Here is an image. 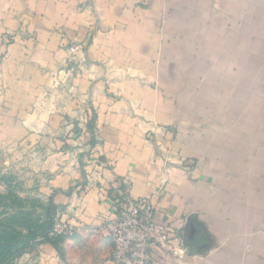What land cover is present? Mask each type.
<instances>
[{
  "label": "crops",
  "instance_id": "0c3cea01",
  "mask_svg": "<svg viewBox=\"0 0 264 264\" xmlns=\"http://www.w3.org/2000/svg\"><path fill=\"white\" fill-rule=\"evenodd\" d=\"M0 156L76 229L15 264H109L122 183L153 264H264V0H0Z\"/></svg>",
  "mask_w": 264,
  "mask_h": 264
},
{
  "label": "built area",
  "instance_id": "2783aa9c",
  "mask_svg": "<svg viewBox=\"0 0 264 264\" xmlns=\"http://www.w3.org/2000/svg\"><path fill=\"white\" fill-rule=\"evenodd\" d=\"M79 51L78 46L69 49L72 55ZM121 188L112 200V214L103 218L99 225V231L111 242L109 264H153L155 248L173 254L176 250L173 240L155 223L151 201L134 198L126 183H122ZM75 232V227L61 220L53 225L48 238H70Z\"/></svg>",
  "mask_w": 264,
  "mask_h": 264
},
{
  "label": "rangeland",
  "instance_id": "374dc122",
  "mask_svg": "<svg viewBox=\"0 0 264 264\" xmlns=\"http://www.w3.org/2000/svg\"><path fill=\"white\" fill-rule=\"evenodd\" d=\"M32 165L30 157L21 159L15 156H0V196L3 197H0V264H15L40 244H53L50 240H43L41 236H37L29 240L27 245L16 244L15 240H12L9 248L3 251L7 236H15L17 241H21L23 238L20 234L27 235L29 228H34L37 222L46 221L49 217L52 229L57 221L62 220L55 207L50 208L49 204L29 194ZM63 239H56L58 247L54 244L53 246L61 250L60 244Z\"/></svg>",
  "mask_w": 264,
  "mask_h": 264
},
{
  "label": "trees",
  "instance_id": "16d2710c",
  "mask_svg": "<svg viewBox=\"0 0 264 264\" xmlns=\"http://www.w3.org/2000/svg\"><path fill=\"white\" fill-rule=\"evenodd\" d=\"M1 197V196H0ZM3 198V197H1ZM54 208V206L52 204H50V208ZM51 225H52V222L50 223V219L48 217V219L46 221H43V222H37L35 225H34V228H29V231H28V234L27 235H21L23 240L21 241H17V238L15 236H7L8 239H6L4 241V245H3V251L4 250H7L9 248V244L11 243L12 240H15V243L18 244V243H23L25 245H27L28 241L37 237V236H41V238L43 240H50V242H52L55 246L58 247L57 245V240H51L48 238V234H49V231L51 229ZM15 246V245H14Z\"/></svg>",
  "mask_w": 264,
  "mask_h": 264
},
{
  "label": "water",
  "instance_id": "95a60500",
  "mask_svg": "<svg viewBox=\"0 0 264 264\" xmlns=\"http://www.w3.org/2000/svg\"><path fill=\"white\" fill-rule=\"evenodd\" d=\"M196 232H197L196 217L195 215H193L188 219V223L185 228V234H184V243L186 247L188 248V252L191 255H193L196 251V248L194 245V239H195Z\"/></svg>",
  "mask_w": 264,
  "mask_h": 264
}]
</instances>
